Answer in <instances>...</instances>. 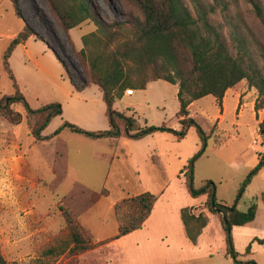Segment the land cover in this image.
Here are the masks:
<instances>
[{
	"label": "rangeland",
	"instance_id": "1",
	"mask_svg": "<svg viewBox=\"0 0 264 264\" xmlns=\"http://www.w3.org/2000/svg\"><path fill=\"white\" fill-rule=\"evenodd\" d=\"M97 1L110 20L121 19L124 13L130 11L123 0ZM191 2L189 0V3ZM218 4V12L212 15L211 22L224 23L233 20L234 24L239 26L238 28L236 25L231 28L225 26L228 36L231 31H240L253 41L255 38L258 41L254 43L260 42L264 47V23L256 15L252 2L218 0ZM22 7L24 17L16 14L14 4L10 0H3L0 3V96L14 92L13 81L4 67V53L13 39L12 33L15 30L20 32L27 23V18L43 38L33 35L29 44L18 46L10 58L11 67L16 77L18 76V81L20 79L24 93L34 109L57 100L62 110L63 105L66 106L65 114L74 117V109H71L72 104L68 102V91L77 88L70 79V73L80 82L84 79V75L72 46L65 32L51 17L43 0H24ZM36 9L43 11L45 24L37 18ZM95 30L96 25L93 21L72 29L70 36L76 49L80 50L83 47L82 37ZM57 51L63 61L58 58ZM260 66L264 67L263 59L260 61ZM245 81H247L246 87H254L248 80ZM148 86L150 90L158 93L156 97L158 102L162 99L161 94L167 98L164 112L146 106L144 97L142 102L130 105V102L136 98L122 96L118 98L117 108L122 112L130 111L144 128L163 124L173 128L178 124L179 84L177 83L176 86L165 80H156ZM92 88L97 86L92 85ZM254 88L256 94H250V102L255 99V95L257 98L259 96V90ZM141 90H136V96L142 95ZM243 105L244 101L241 99L237 113L230 109L226 121L219 126L217 122L219 108L215 98L205 96L196 100L192 108L193 118L208 136L212 133L206 141L191 124L187 127L186 136L181 140L170 131L151 132L159 139L162 149L172 150L165 155L167 165L165 178L173 182V190L169 194L173 203L196 204L203 199L192 196L183 182L185 174L181 171L189 166L193 158H195L193 162L195 186L203 188L208 181H213L216 184L218 200L223 198L228 204L235 201L247 176L264 156V135L260 126L261 120L264 119V109H252L250 103V107L245 111L246 105L245 107ZM84 110L93 111L95 126L99 128L109 126L101 106L85 105ZM56 121L59 120H54L53 123ZM233 121L235 124H232ZM29 123V117L25 116L21 124L12 126L0 115V249L7 261L6 264H79L80 259L77 256L84 252H65L55 258L43 256L45 249L69 236L70 229L65 210L75 217L76 215L67 196L74 194L77 201L83 204L89 203L93 201V193L103 186L112 189L116 196L121 193V188L134 190L140 174L134 172L136 170L129 165L130 162L121 144L112 145L104 141L103 151L96 153L95 149L98 151L99 148L97 143L91 141L92 145H87L79 142L77 138L82 137L83 134L71 129L63 133L55 132L49 138L38 140L32 135ZM13 129L18 138L14 135ZM53 136L58 137L53 139ZM163 136L175 138V142L164 141ZM34 140H38L37 143L33 144ZM18 143L22 144L30 166L25 165V160L21 157L22 149H18ZM140 166L143 178H153L149 174L150 166L145 165L143 160H140ZM262 193H264V167L246 187L238 208L246 211L251 201L258 197L262 218L264 214ZM256 223L259 224V220ZM11 227H16L26 234L32 232L39 234L30 241L17 239L16 250L14 239L10 234L13 231ZM253 229L250 234L264 237V231L260 227ZM215 234L213 231L210 237L214 238ZM19 235L24 234L19 233ZM253 248L256 252L254 256L256 264H264V245L254 243ZM27 249L30 253L26 252ZM208 250H211V247L205 241L202 250L192 257L191 264H237L229 257L218 256V253H215V258L211 259L206 255ZM113 252L117 254L112 257L114 264L144 262L137 260L136 252L131 253L133 259L129 257L128 262H124L118 246L113 248ZM240 259H243L244 263L239 264H250L244 256H240Z\"/></svg>",
	"mask_w": 264,
	"mask_h": 264
},
{
	"label": "trees",
	"instance_id": "2",
	"mask_svg": "<svg viewBox=\"0 0 264 264\" xmlns=\"http://www.w3.org/2000/svg\"><path fill=\"white\" fill-rule=\"evenodd\" d=\"M10 1L14 4L16 14L24 17V0ZM43 1L53 20L65 32L82 68L84 79L80 82L70 73L72 83L78 90L92 84L99 87L110 125L109 129L92 131L65 121L56 133L69 128L98 139L117 138L122 135L141 138L154 131H170L181 140L191 124L206 141L212 133L208 136L202 126L190 116V105L209 95L222 104L227 90L245 79L259 90L256 110L264 109V67L260 66V61H264V47L260 42L254 43L258 41L255 38L253 41L240 31H231L228 36L225 26H239L233 20L224 23L211 22L212 15L218 12V0H191V3L189 0H123L130 11L124 13L121 19L112 20L105 15L97 0ZM249 1L264 23V1ZM36 14L39 21L45 24L43 11L36 9ZM90 21L95 23L96 30L82 37L83 47L78 50L71 39L70 31ZM26 22L4 53V67L13 81L14 92L0 96V115L12 126L21 124L25 116H28L31 133L40 140L45 138L42 132L51 120L61 115L63 110L59 102L32 108L11 67L10 58L18 45L25 43L33 35L43 38L30 24L29 19L26 18ZM57 56L63 61L58 51ZM156 80L179 84L177 116L181 117L182 129L170 128L165 124L142 128L134 116H127L115 109L117 99L127 89H146L149 83ZM260 126L264 135V119ZM194 160L195 158L191 159L189 166L181 171L185 174L189 193L194 197L207 195V210L221 218L226 234L227 255L237 264L244 263L235 246L232 231L235 226H243L256 218L258 197L251 201L246 211L240 210L238 205L246 187L264 167V156L251 170L232 204L218 200L216 184L213 181H208L203 188L195 186ZM108 192L106 188L94 192L93 202ZM157 199V194L144 192L117 203L118 232L105 242L141 228L151 215ZM262 199L264 200V193ZM180 214L187 237L193 244H197L199 236L210 221L208 212L185 206L181 208ZM65 217L69 224V236L45 249L43 256L55 258L65 252L81 253L98 245L93 242L77 217L67 210ZM254 241L264 244V238L256 237L252 242ZM252 242L244 255L251 254ZM6 262L0 249V264ZM248 263L256 264L254 260H248Z\"/></svg>",
	"mask_w": 264,
	"mask_h": 264
},
{
	"label": "crops",
	"instance_id": "3",
	"mask_svg": "<svg viewBox=\"0 0 264 264\" xmlns=\"http://www.w3.org/2000/svg\"><path fill=\"white\" fill-rule=\"evenodd\" d=\"M1 1L3 0H0V3ZM18 33L19 32L15 30V32L12 33L13 38ZM31 37L25 43L20 44L18 46L29 44ZM18 82L22 92L24 93V88L21 84L20 79ZM246 82L247 81L243 80L241 81V83H238L234 87L229 88L223 98L222 104H220L217 99L213 96L219 108L217 116V122L219 126L226 121V117L230 109H233V112L237 113L241 99L244 101V105H246V107L243 105V107H245V111L250 107V103H252V109L255 108L257 95H255V99L250 102V94H256V89L254 87H246ZM92 85L81 90L71 89L68 91V102L72 104L71 109H74L73 115L75 116L71 117L66 115V106L63 105L62 114L55 116L51 120L49 125L42 132L43 137L49 138L63 125L65 121L74 123L84 129L92 131L102 129L105 130L110 128V125L106 128H99L98 126H95L96 124H94L92 116L93 111L84 110L85 105L91 107L101 106V108L104 109L106 115V104L103 100V94L97 85V88H92ZM175 85L177 86V84ZM149 88L150 87L147 86L146 89H139L141 90V92H143L141 96H136V90H133L132 94L125 92L123 96L136 98L135 100L130 102V105L142 102V97H144L146 106H148L149 108H156L157 110H162L161 112H164L163 109L166 108L167 98H165L164 95L161 94L162 99L158 102L156 100L158 93H155L156 91L150 90ZM178 91L179 87H177V93ZM25 97L30 104L29 98L26 95ZM56 101L57 100H55V102ZM117 101L115 103V109L120 111L117 108ZM195 104L196 101L193 102L189 107L190 116L192 117H194L192 108L195 106ZM123 112L127 116H134L131 114L130 111ZM177 119L178 124L174 125L173 128L180 130L183 127L181 123V117L177 116ZM54 120L59 121L53 123ZM138 122L139 125L144 128L139 120ZM232 124H235V122L233 121ZM66 130L70 129L64 128L61 133L65 132ZM14 135L18 138L15 130ZM57 137L58 136H53L52 138L54 139ZM77 139L79 140V142L85 143L87 145H92V142H94V144L97 143L99 148L98 151L97 149H95L96 153L103 151L102 145L104 141H107L112 145L121 144L123 147V152H125V155L127 156V159L130 162L129 165L133 166V170H136L134 172H137L138 175L140 174L139 179L135 184L134 190L130 191L125 188H121V193L116 196H114L113 190L106 186H103L99 191L95 192H100L103 188H106L109 191L108 194L100 196V198L94 202L91 201L89 203L83 204L80 201L76 200V196L74 194L67 196L69 197L71 204L74 207L77 219L85 227V229L91 236L93 242L98 244L91 250H88L87 252H84L77 256L80 259L79 264H114L112 257L114 255H117L113 252V248L116 246L120 247L124 262H128V258L133 257L131 253L136 252L135 257H137V260L144 261L141 264H191L192 257L202 250V244L205 241H207L209 246L211 247V250H208L206 254L209 258H215V253H218V256H224L226 258L229 257L227 255L226 234L223 229L221 218L218 214L208 211L205 206L207 195H201L200 197H197V199L201 197L203 199H200V201L196 204L173 203L172 198L169 195L173 190V182L172 180H167V178H165L167 170V165L165 164V155H167V153L172 150L162 149L160 147L159 139L153 136L152 133L138 139H134L128 135H122L117 138L104 137L98 139L86 137L85 135H83L82 137H79ZM162 140L167 142H175V138L170 139L166 136H163ZM37 141L34 140L33 144L37 143ZM20 148L22 149L21 157L24 158L25 165L30 166L27 160V154H25L23 151L22 144L18 143V149ZM140 160H143L145 165L150 166L149 174H151L153 178L142 177L140 170ZM140 177L142 179H140ZM185 180L183 182L186 185ZM144 192H151L158 195V199L153 207L151 215L146 220L144 225L141 228L127 235L111 240L109 242H105L109 239H112V237H114L118 232L119 220L116 211V204L127 197L136 196ZM180 192H182V190ZM219 200L225 203L223 198H220ZM185 206H193L196 207L199 211H206L208 212L210 217V221L208 225L203 229L202 234L199 236L197 244H193L189 240L185 232L184 224L180 214L181 208ZM260 216V208H258L256 218L253 221L243 226H235L233 228L232 234L235 246L237 250L241 253V257H245V260H254V256L256 255V252L253 248V244L259 242L252 241L256 237L264 238L261 236L250 234L252 233V231L254 230L253 228L255 227H260L264 231V214L262 218ZM258 220L259 224L256 223ZM11 229L13 231H11L10 234L11 237H13L14 239L15 249L18 246L17 239H23L25 241L28 239L30 241L35 238V235L39 234L38 232L26 234L25 232H21V230L17 229L16 227H11ZM213 231H215L216 234L214 238H211L210 235ZM19 233L24 235L20 236ZM251 242V254L244 255V252L246 251L248 245ZM238 243H240V246L238 245ZM26 252L30 253L29 250Z\"/></svg>",
	"mask_w": 264,
	"mask_h": 264
},
{
	"label": "built area",
	"instance_id": "4",
	"mask_svg": "<svg viewBox=\"0 0 264 264\" xmlns=\"http://www.w3.org/2000/svg\"><path fill=\"white\" fill-rule=\"evenodd\" d=\"M128 93H129V94H132V93H133V90L129 89V90H128Z\"/></svg>",
	"mask_w": 264,
	"mask_h": 264
}]
</instances>
